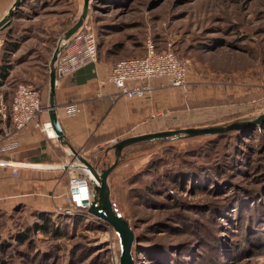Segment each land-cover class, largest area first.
I'll use <instances>...</instances> for the list:
<instances>
[{
	"label": "rangeland",
	"instance_id": "374dc122",
	"mask_svg": "<svg viewBox=\"0 0 264 264\" xmlns=\"http://www.w3.org/2000/svg\"><path fill=\"white\" fill-rule=\"evenodd\" d=\"M15 1L0 0V20ZM83 5L84 0H22L0 36L10 31L16 37L28 30L52 38L54 47L69 24L79 19ZM84 21L97 33L99 58L142 55L149 38L160 49L190 58L186 87L190 85L187 96L194 104L195 123L216 121L206 126H222L264 113V0H90ZM20 83L21 74L16 72L1 81L0 108L9 111ZM48 87L49 77L44 97ZM262 123L224 136L155 143L140 153L129 152L113 169L110 198L116 214L133 226L134 264H264V235L245 233L230 219L242 207L236 192L264 185ZM170 146L184 153L189 166L173 177L167 172L160 175L162 165L145 173ZM140 158L144 163L118 170ZM248 195L251 198L245 200L258 202L259 208L264 192ZM54 219L60 235L31 232L35 246L31 249L29 242H19L18 235L39 219L31 211L0 207V247L3 242L9 245L6 252L0 250L4 264H34L38 254L47 264H123V238L104 219L82 211L57 212ZM214 242L221 244L218 253L213 252Z\"/></svg>",
	"mask_w": 264,
	"mask_h": 264
},
{
	"label": "crops",
	"instance_id": "0c3cea01",
	"mask_svg": "<svg viewBox=\"0 0 264 264\" xmlns=\"http://www.w3.org/2000/svg\"><path fill=\"white\" fill-rule=\"evenodd\" d=\"M11 35L19 47L11 54L13 67L10 74L20 73L22 82L31 81L43 87L50 71V62L46 58L53 54L60 39L53 47L52 38L40 37L28 30L18 32L16 37ZM20 57L22 61L16 63L15 59ZM118 58L119 55L100 56L97 62H89L58 78L56 109L65 142L57 136H48L34 125L13 132L11 120L0 116V129L4 133L0 143L18 142L16 148L0 152V207L20 212L38 209L57 214L66 205L70 174L73 171L91 172L82 158L100 170L110 164V158L115 155L111 146L122 138L195 124V111L187 96L190 85L161 87L163 80L155 78L154 88L145 97L116 95L117 88L110 81V74ZM75 102L80 104L81 111L71 115L67 105ZM40 120L50 121L47 106L40 113ZM11 131L13 133L8 135ZM142 159L118 170H130L135 163H144ZM13 166H17V174ZM113 173L112 170L109 174L110 184Z\"/></svg>",
	"mask_w": 264,
	"mask_h": 264
},
{
	"label": "built area",
	"instance_id": "2783aa9c",
	"mask_svg": "<svg viewBox=\"0 0 264 264\" xmlns=\"http://www.w3.org/2000/svg\"><path fill=\"white\" fill-rule=\"evenodd\" d=\"M5 37L0 36V56L4 49ZM146 52L142 56H131L117 60L111 69L110 81L117 88L116 95L127 97H145L154 88L153 80L160 78L161 87H186L189 83L192 60L181 59L172 49H158L154 40L149 38L146 42ZM99 58L98 39L95 29L86 21L69 38H64L60 43V50L55 62L57 68V79L61 76L75 72L81 66L89 62H97ZM135 82V85L131 83ZM44 87V86H43ZM32 83L22 82L18 84L9 111L5 107L0 108V115L3 119H10L14 130H20L28 125L39 126L48 136L56 137L50 121L42 122L40 113L43 111L44 88ZM67 111L71 115L80 113L79 103L67 105ZM54 134H51V131ZM12 131L8 133L11 135ZM18 146L16 140L0 143V152L9 151ZM8 164V162H5ZM14 173L17 174V166ZM97 182L89 171L83 174L80 171H73L69 176V189L66 192V205L59 209L63 214H75L80 211L79 204L74 197L75 192L81 194L80 189L87 186L90 204L94 193L90 192L91 183ZM81 212V211H80Z\"/></svg>",
	"mask_w": 264,
	"mask_h": 264
},
{
	"label": "water",
	"instance_id": "95a60500",
	"mask_svg": "<svg viewBox=\"0 0 264 264\" xmlns=\"http://www.w3.org/2000/svg\"><path fill=\"white\" fill-rule=\"evenodd\" d=\"M22 0H16L13 6L8 10L7 14L0 20V29L7 27L11 23L12 16L15 9H17ZM90 0H84L83 10L79 19L71 26L61 37L56 45V48L52 54L50 60V71H49V94H48V112L50 117V122L55 131L57 138L65 142V134L61 123L58 118L57 109H56V79H57V68L55 62L58 57L60 50V43L62 39L69 38L73 33H75L83 24L84 20L87 17L89 10ZM264 122V113L260 114L257 118L252 120H239L232 122L227 125L222 126H191L177 129H168V130H159L145 134L132 135L125 138H122L116 141L111 148L115 152V160L113 163L107 164L106 167L98 170V167L94 166L88 160L83 159V162L90 168L92 175L95 177L97 182L91 185L90 192L94 193V198L90 204L88 187L85 186L80 189L81 194L75 192V198L78 203H82L85 206H89L90 212L95 214L101 219H104L110 223L123 238V264H134L131 248L133 241L135 239L134 232L131 229L127 219L116 214L113 209L111 198H110V186L108 182L109 174L112 170L118 165L119 158L122 155V150L131 144L152 140V139H163V138H186L194 137L199 135H213L222 132H227L231 129H240L244 127H250L254 124Z\"/></svg>",
	"mask_w": 264,
	"mask_h": 264
},
{
	"label": "trees",
	"instance_id": "16d2710c",
	"mask_svg": "<svg viewBox=\"0 0 264 264\" xmlns=\"http://www.w3.org/2000/svg\"><path fill=\"white\" fill-rule=\"evenodd\" d=\"M10 25L11 24H9L7 27H9ZM73 25H74V23H70L69 26L64 30V32H66ZM7 27L0 29V31L6 29ZM12 38H13V36L10 34V31H9V34L5 35V40H6L5 45H4L5 51H4V53L0 59V84H1L2 80H4L5 78H7L10 75V71L13 67V65L11 63V54H12V52H14L19 47V43L17 41H13ZM157 47H158V49H160L158 45H157ZM98 52H99V47H98ZM144 54H142V55H144ZM142 55H139V56H142ZM48 94H49V87H48ZM43 106L48 107V96L44 97ZM190 107L194 109V104L191 103ZM216 123H217L216 121L206 122V123H201V124L195 123L191 126H206V125H214ZM263 124L264 123L260 124L259 126H263ZM180 128H182V127H180ZM174 129H177V128H174ZM236 131H237V129H231L227 132H222V133L213 134V135L224 136L225 134L233 133ZM173 139H179V138L169 137V138H163V139H152V140L141 141V142H137V143L128 145L122 150V155L119 158L118 164L122 163V161L125 160V158L127 157L129 152L140 153V151H144L146 149L153 147V145L155 143H157V144L158 143H164V142L171 141ZM166 154L163 158L153 159L149 164V168L147 170L145 169L143 171L145 173H148L151 170V168L157 169L159 167V165H162L164 168L162 171L160 170V175H161V172H167L169 174V176L173 177L175 171L183 172L184 171L183 166H189L188 162L186 161L187 158L185 159L183 157L184 153L183 152L181 153V151H178L176 148H174V146H170L167 149ZM114 160H115V155L113 158V162H114ZM110 161L111 160H109V162ZM187 173L190 174L191 172H187ZM191 174H194V172H192ZM244 191H245V193L241 192V191L236 192L237 193L236 196L240 198L239 201L242 204V207L238 208L239 211H238L237 215H235V217L233 215V217L232 218L230 217V219L236 220V222L233 225H237L239 230L243 229L245 233H247L246 231L250 230L253 233L252 235H255L257 238L262 237L264 235V200H262L261 204L259 205V208H257L258 202L249 203L248 200H245L246 199L245 197L247 196L250 199L251 197H250V195H248L249 193L253 194L257 191H259L260 193L264 192V185H261L260 188H258L256 190H254L253 188H247ZM79 209L82 212L90 213L89 206H82ZM32 214L36 219L38 218L39 220L36 221V223L34 224L33 227H31V228L28 227V232H26L25 234L18 235L19 242L22 244H24L25 242H29L31 249L35 247L33 238H31V239L29 238V234L31 232H35V233L41 232V233H45V234H53L56 236L60 235V229L58 228L56 221L54 219V216H55L54 212H48V211H42V210L36 209L32 212ZM221 217H223L224 220H229V217L226 214H222ZM129 225H130L131 229L133 230V226L130 223H129ZM136 240L137 239L134 240L133 244L137 242ZM214 243H216V244H213V246H212L213 252L218 253L217 251H220L221 244L219 245L218 242H214ZM133 244H132V246H133ZM10 246L13 247L12 244ZM7 248H9V245L6 246V243L3 242L1 244L0 250L2 252H6ZM131 252H132V248H131ZM7 253H10V251ZM36 256H37L36 257L37 261H34L33 262L34 264H47V263L43 262L44 261L43 256H39V254ZM0 260H1L2 264L5 263V261H3V259H0Z\"/></svg>",
	"mask_w": 264,
	"mask_h": 264
},
{
	"label": "bare ground",
	"instance_id": "6f19581e",
	"mask_svg": "<svg viewBox=\"0 0 264 264\" xmlns=\"http://www.w3.org/2000/svg\"><path fill=\"white\" fill-rule=\"evenodd\" d=\"M51 134H54V131H53V130L51 131ZM77 216H78V215H77Z\"/></svg>",
	"mask_w": 264,
	"mask_h": 264
}]
</instances>
